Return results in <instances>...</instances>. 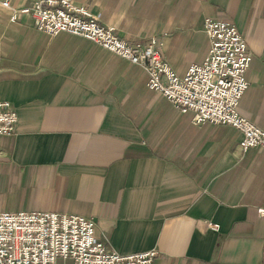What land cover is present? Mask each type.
I'll use <instances>...</instances> for the list:
<instances>
[{
  "label": "crops",
  "instance_id": "crops-1",
  "mask_svg": "<svg viewBox=\"0 0 264 264\" xmlns=\"http://www.w3.org/2000/svg\"><path fill=\"white\" fill-rule=\"evenodd\" d=\"M5 1L0 101L19 120L0 136V212L92 219L109 249L157 250L153 264H264V152H242L233 127L194 125L142 67L39 32L30 15L12 21L36 0ZM74 2L130 43L157 38L180 77L208 56L206 20L236 25L253 56L239 112L264 130V0Z\"/></svg>",
  "mask_w": 264,
  "mask_h": 264
},
{
  "label": "built area",
  "instance_id": "built-area-1",
  "mask_svg": "<svg viewBox=\"0 0 264 264\" xmlns=\"http://www.w3.org/2000/svg\"><path fill=\"white\" fill-rule=\"evenodd\" d=\"M10 8V2H3ZM30 15L34 27L50 37L62 33L87 39L105 50L142 67L148 86L160 92L182 114H191L194 125L211 123L235 128L241 133L242 152H264V130L239 112L249 88L247 73L253 56L248 43L231 22L206 20L210 42L202 64L191 65L183 77L172 69L157 38L148 44L130 43L113 27L102 25L90 11L74 0H36L31 7L13 12ZM19 115L8 101H0V136L16 132ZM258 215L264 217V211ZM219 230L218 224H209ZM157 250L120 254L96 236V223L83 216L52 212H0V264H153Z\"/></svg>",
  "mask_w": 264,
  "mask_h": 264
}]
</instances>
